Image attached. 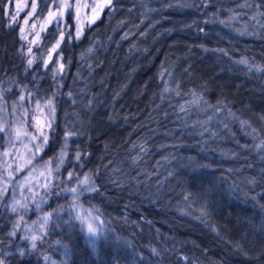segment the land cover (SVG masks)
<instances>
[{
    "label": "trees",
    "instance_id": "trees-1",
    "mask_svg": "<svg viewBox=\"0 0 264 264\" xmlns=\"http://www.w3.org/2000/svg\"><path fill=\"white\" fill-rule=\"evenodd\" d=\"M11 4L0 0V82L24 34ZM44 57L88 101L104 264H152L138 227L186 264H264V0H110L80 37L70 11L48 28Z\"/></svg>",
    "mask_w": 264,
    "mask_h": 264
},
{
    "label": "rangeland",
    "instance_id": "rangeland-1",
    "mask_svg": "<svg viewBox=\"0 0 264 264\" xmlns=\"http://www.w3.org/2000/svg\"><path fill=\"white\" fill-rule=\"evenodd\" d=\"M65 2L69 7L64 8L62 11L61 6ZM109 3L110 0H107V3L105 0H12L10 6L11 17L15 20H17V17L19 18L24 34L14 69L0 82V171H3L5 163L10 165L8 170L13 172V182L28 176L33 164L37 162L42 164L43 161L52 160L54 161V167L55 163L59 162L61 143L65 135L69 133L71 135L67 141L65 164L61 168L60 178L68 180L70 171L76 172L77 176L81 178L85 173H93L92 181L94 182L95 171L86 167L83 163L85 130L88 121V101L85 94L77 89L67 88L66 70L59 60L54 61L46 57L35 60L34 49L41 46L43 35L48 28H58L60 31L63 29L69 11L72 12L76 35L79 32L77 36L80 37L83 30L100 17ZM77 5H80V7L77 8ZM97 5L105 6L96 8ZM94 8H96L95 11ZM50 13H55V15L50 17ZM253 27L255 25L252 24L250 27L242 28L241 36L245 34L252 35L255 31ZM29 49H31V52H29ZM29 59L33 61L30 67L27 63ZM61 64L63 70L54 71ZM49 100L52 101L53 111H49L46 107ZM37 103L43 109L42 112L37 108ZM34 117H41L45 123L51 125L44 129V134H47L49 139L46 147L39 153H35L33 145L42 142L43 136L35 124ZM17 130H21L19 136L16 134ZM26 144L28 145L27 149L24 147ZM77 151L80 152V163L74 161ZM6 152L8 154L4 155ZM30 155L34 157L32 163L26 164L23 170L14 172L13 170L23 164ZM40 171H43V169L41 168ZM29 182L38 185L40 182L46 183L47 180L38 173L35 177H29ZM53 183H55V180ZM69 184L74 186V181H69ZM40 191L43 195V190ZM55 191L54 188L53 192ZM12 193L13 189L9 186L4 196L5 203ZM68 199L67 195L63 197L53 195L49 197L47 204L42 205V210L52 211ZM82 199H86V197ZM101 209L108 218L102 207ZM36 217L37 213L33 210L29 213L27 219L33 220ZM12 219L13 217L10 214L0 215V238L9 239L6 233L11 228ZM117 220L120 224L126 226L123 218L119 217ZM136 234L144 247L146 244L151 243L161 252L158 257L151 255L152 264H186L181 259L167 253L148 229L138 227L136 228ZM58 235L59 232H55L52 234V238L54 239ZM16 242L21 247L25 246V243L20 241L19 233ZM104 245L100 246L99 251ZM14 247L15 245H13ZM82 250L87 257L90 255L89 250ZM49 251L52 250L49 249ZM92 251L95 252L96 250L93 249ZM99 251L97 260H94L93 264H104L99 256ZM52 255L53 258L60 259L57 252H52ZM9 260L11 264L25 262L42 264L39 261L23 260L19 256L9 257Z\"/></svg>",
    "mask_w": 264,
    "mask_h": 264
},
{
    "label": "clouds",
    "instance_id": "clouds-1",
    "mask_svg": "<svg viewBox=\"0 0 264 264\" xmlns=\"http://www.w3.org/2000/svg\"><path fill=\"white\" fill-rule=\"evenodd\" d=\"M44 137L49 139L47 134H44ZM44 137L42 142L33 145L35 153L43 151L46 147L47 142ZM24 147L27 149L28 145ZM66 148L67 144L63 139L59 162L55 163L54 167L52 160L43 161L42 164L37 162L33 164L28 176L15 182H13V172L8 170L10 165L7 163L3 165V171H0V215L10 214L13 219L11 228L6 233L9 239L0 238V264H11L9 257L15 256L23 260L39 261L42 264H83V261L77 260L73 250L77 241L82 249L90 252L87 264H93V261L97 260L100 246L109 242L111 220L105 216L101 206L93 202L92 194L99 191L92 181L93 173H85L81 178L76 172L70 171L68 180L60 178L61 168L65 164ZM62 150L63 154H61ZM33 158L30 155L13 171L23 170L26 164L32 163ZM74 161L80 163L79 151L76 152ZM41 168L43 171H40ZM38 173L45 177L46 183L40 182L37 185L29 182V177H35ZM69 181H74V186L69 184ZM9 186L13 189V193L5 203L4 196ZM54 188L55 192H53ZM53 195L60 197L67 195L69 199L52 211H43L42 205L47 204L49 197ZM85 197L86 199H82ZM33 210L37 213L36 219H27ZM65 213L66 216L63 215ZM55 232H59V235L53 239L52 234ZM18 233L20 241L25 243L24 247L16 242ZM145 248L153 257L161 255L157 247L151 243L146 244ZM49 249L52 251L50 252ZM93 249L96 251L93 252ZM52 252H57L60 259L53 258Z\"/></svg>",
    "mask_w": 264,
    "mask_h": 264
},
{
    "label": "snow or ice",
    "instance_id": "snow-or-ice-1",
    "mask_svg": "<svg viewBox=\"0 0 264 264\" xmlns=\"http://www.w3.org/2000/svg\"><path fill=\"white\" fill-rule=\"evenodd\" d=\"M105 2L107 3V0H105ZM103 6H105V5H97L96 8L103 7ZM68 7H69V5L67 4V2H65L61 6L62 11H63L64 8H68ZM76 7L79 8L80 5H77ZM96 8H94L93 10L95 11ZM62 11H61V14H62ZM49 15L51 17V16H54L55 13H50ZM77 35H79V32L77 33ZM63 38H64L63 37V34H61L60 39L56 41V44L55 45H53V47L51 49L52 52H55L56 48L59 47V44H60L61 40H63ZM33 43H35V41H33ZM89 51H91V49H89ZM29 52H31V49H29ZM243 62L244 61H241V63H243ZM27 63L29 65V67H30L32 65L33 61L31 59H29L27 61ZM62 70H63V65L61 64V65H59V68L58 69H55L54 71H62ZM21 99H23V97H21ZM46 107L49 109V111H53L54 110L53 107H52V101L51 100L47 101ZM37 108L41 112L43 111V109H41V106H40L39 103H37ZM34 121H35V124H36V126H37L40 134L44 137V129L46 127H50L51 126L50 123H45V121L41 117H34ZM16 134H17V136H19L21 134V130H17V133ZM70 135L71 134L69 133V134H66L65 137H64V140H65L66 144H67V141H68V138H69ZM44 139H45L46 142L48 141V138L47 137H44ZM5 154L7 155V153H5ZM61 154H63V150H62ZM185 198L187 199V197H185Z\"/></svg>",
    "mask_w": 264,
    "mask_h": 264
}]
</instances>
